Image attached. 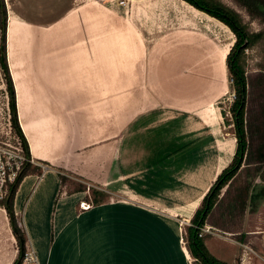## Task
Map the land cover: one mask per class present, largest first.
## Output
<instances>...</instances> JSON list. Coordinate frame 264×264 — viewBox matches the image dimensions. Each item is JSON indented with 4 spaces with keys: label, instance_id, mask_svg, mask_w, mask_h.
I'll return each instance as SVG.
<instances>
[{
    "label": "rangeland",
    "instance_id": "rangeland-1",
    "mask_svg": "<svg viewBox=\"0 0 264 264\" xmlns=\"http://www.w3.org/2000/svg\"><path fill=\"white\" fill-rule=\"evenodd\" d=\"M3 1L0 140L17 136L9 78L38 176L55 169L66 177L65 191L83 188L92 198L96 189L104 200L127 197L134 188L188 217L236 148L224 51L234 41L229 28L180 0H75L47 25L29 20H48L70 0H26L20 8ZM221 1L250 33L263 31L244 50V67L264 68V0H248L259 19L234 0ZM12 7L18 13L9 24ZM153 76L167 81L161 101L197 104L190 111L157 104L162 96ZM250 182L240 229L245 240L240 232L216 230L205 238L210 253L230 264H264V169Z\"/></svg>",
    "mask_w": 264,
    "mask_h": 264
},
{
    "label": "crops",
    "instance_id": "crops-1",
    "mask_svg": "<svg viewBox=\"0 0 264 264\" xmlns=\"http://www.w3.org/2000/svg\"><path fill=\"white\" fill-rule=\"evenodd\" d=\"M9 1L20 8L26 0H14L16 3ZM74 1L70 0L68 7L54 17L29 20L30 24H50L49 20L59 19L69 11ZM189 6L195 12L202 13ZM17 13L13 7L10 9L9 24L15 21ZM150 79L156 84L157 93L162 96L158 94L157 104L160 101L170 109L184 111H190L188 109L197 104L188 100L184 107H176L161 101L165 100L169 90L164 86L167 81L165 77L161 81L154 76ZM29 124L22 123L26 134L30 131ZM58 173L55 169H46L42 176L28 174L15 192L14 213L26 234L25 250L31 252V258L22 260L21 264H192V257L182 238V230L187 222H182L180 218L190 220L203 196L188 217L134 188L127 197L109 199L82 210L78 204L82 200L90 203L87 194L85 191H65ZM18 253L19 246L6 210L0 206V264H12ZM226 262L230 264V261Z\"/></svg>",
    "mask_w": 264,
    "mask_h": 264
},
{
    "label": "trees",
    "instance_id": "trees-1",
    "mask_svg": "<svg viewBox=\"0 0 264 264\" xmlns=\"http://www.w3.org/2000/svg\"><path fill=\"white\" fill-rule=\"evenodd\" d=\"M196 10L222 22L234 35V41L225 56V64L232 80L233 100L229 112L234 126L236 148L228 164L217 174L203 195L199 205L190 218V223L184 225L182 238L185 247L193 258L192 264H229L208 250L205 244V235L199 236L200 228L211 225L222 231L230 233L240 232L238 238L245 240L241 233L243 208L248 196V189L257 174L264 169V68L258 70H245L244 50L250 47L257 39H261L263 31L252 34L242 21L240 14L223 3L221 0H182ZM241 6L250 18H261L258 8L248 0H234ZM264 19V17L262 18ZM261 19V21H262ZM263 22V21H262ZM6 27V7L0 0V32L4 39ZM2 48L0 47V50ZM0 64L5 68V59L0 56ZM264 66V65H263ZM7 88L10 96L11 123L15 133L20 137L23 148L29 155L26 142L17 123L14 94L11 81L7 80ZM32 165L11 186V193L7 200L0 203L4 207L9 218L13 235L19 246V253L12 264H21L25 251L26 234L18 224L13 209V198L21 180L28 174H40L35 172ZM62 185L65 176L57 174ZM75 189L69 193L84 191ZM223 190V191H222ZM92 198L87 197L91 205H98L104 200V193L92 189Z\"/></svg>",
    "mask_w": 264,
    "mask_h": 264
},
{
    "label": "built area",
    "instance_id": "built-area-1",
    "mask_svg": "<svg viewBox=\"0 0 264 264\" xmlns=\"http://www.w3.org/2000/svg\"><path fill=\"white\" fill-rule=\"evenodd\" d=\"M34 158L26 154L21 139L17 135L7 136L0 140V203L7 200L11 193V186L26 170L27 166L33 165ZM79 208L88 209L91 204L85 200L79 202ZM214 229L205 224L200 228L199 236L211 233ZM31 258V252L24 251L23 260Z\"/></svg>",
    "mask_w": 264,
    "mask_h": 264
},
{
    "label": "bare ground",
    "instance_id": "bare-ground-1",
    "mask_svg": "<svg viewBox=\"0 0 264 264\" xmlns=\"http://www.w3.org/2000/svg\"><path fill=\"white\" fill-rule=\"evenodd\" d=\"M224 51L226 52H228L229 51V47L226 49V47H225V49H224ZM227 52L225 53V55L227 54ZM25 179V177L23 178V180ZM23 180H21V181H23ZM22 183V182H21Z\"/></svg>",
    "mask_w": 264,
    "mask_h": 264
},
{
    "label": "water",
    "instance_id": "water-1",
    "mask_svg": "<svg viewBox=\"0 0 264 264\" xmlns=\"http://www.w3.org/2000/svg\"><path fill=\"white\" fill-rule=\"evenodd\" d=\"M2 48V47H1Z\"/></svg>",
    "mask_w": 264,
    "mask_h": 264
}]
</instances>
